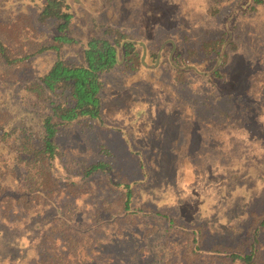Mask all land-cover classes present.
Masks as SVG:
<instances>
[{
  "label": "rangeland",
  "instance_id": "1",
  "mask_svg": "<svg viewBox=\"0 0 264 264\" xmlns=\"http://www.w3.org/2000/svg\"><path fill=\"white\" fill-rule=\"evenodd\" d=\"M67 1L75 37L84 41L101 35L105 26L116 27L135 38L141 64L103 76L106 126L62 129L56 140L63 157L54 162L51 178L25 179L24 167L0 169V181L13 195L3 205L15 209L10 225L5 216L0 219V264L32 259L31 243L46 228L54 235L83 236L97 264H241L228 254L230 247L250 242L257 247L254 264H264V131L239 128L248 121L252 125L250 116L257 113L264 121V5L250 9L244 0ZM40 2L0 0V34L13 50L34 45L37 50L51 42L54 23L36 21ZM19 15L26 18L14 22ZM223 35L233 42L225 49L229 56L212 59L214 50L203 44ZM35 51L11 65L0 61V110L6 121L23 115L22 107L32 111L28 120L45 111L24 85L43 74L56 53ZM61 53L73 61L82 52L76 44ZM173 57L185 62L182 73ZM217 64L223 77L213 81L208 76ZM236 86L247 91L246 100L223 103V95ZM192 102L195 121L192 116L187 120ZM245 105L255 109L252 114L243 111ZM188 127L193 129L189 142ZM134 150L141 152L148 175L125 213L124 192L113 182L117 175L141 177ZM97 159L110 161L112 172L83 177L84 164ZM13 241L18 243L14 247Z\"/></svg>",
  "mask_w": 264,
  "mask_h": 264
},
{
  "label": "trees",
  "instance_id": "2",
  "mask_svg": "<svg viewBox=\"0 0 264 264\" xmlns=\"http://www.w3.org/2000/svg\"><path fill=\"white\" fill-rule=\"evenodd\" d=\"M237 1L240 2L242 0ZM244 1L248 2L246 4L249 5L250 9L255 8L257 5H264V0ZM39 6L36 21L46 22L50 20L54 23V31L50 43L47 45L42 44L37 50V46L34 45L23 51H17V49L13 50L7 39L0 34V61L2 65H11L23 59H28L35 50L36 53L47 48L53 49L56 53V58L50 67L43 74L30 82H26L24 85L26 93L34 99L41 101V104L46 107L45 111L35 112L37 116L29 119L33 120V124L28 123L29 120L26 119L32 113L26 107H22L21 113L23 115H11L9 121L2 118L4 112L0 110V169L7 168L14 170V167L19 169L24 167L23 178L25 179H32L34 175L38 177L43 175L44 178H51L55 166L54 162L63 157V153L60 151L56 140L62 129L77 124L82 125V128L85 129H92L95 125L100 127L106 126L102 119V91L105 87L103 76L120 68L126 71L134 70L140 66L142 60V53L135 38L116 27L105 26L102 29L101 35L89 36L84 41H80L73 33L74 14L67 0H41ZM19 17L26 18L25 15H19L14 22L19 21ZM29 26L32 25L29 24ZM223 33L227 35L226 32ZM222 38H225V36ZM225 39L206 42L203 44V49L214 50V57L212 59L229 56L228 50L226 51L225 49L230 48L229 46L233 42ZM76 44L80 45L81 57H76L73 61H67L61 53L63 48L67 45ZM21 54H23L22 57ZM173 60L177 65V71L180 73L187 68L184 66L185 62H179L180 60L178 61L176 57H173ZM220 68H222V65H215L208 78L213 81L215 78H222L223 73L220 71ZM178 75L181 74L178 73ZM177 79L180 80L181 78L179 79L178 77ZM247 95V91L240 92L236 86L233 91L225 93L223 95L225 100L221 101L223 103L232 102L234 104L238 102L237 100H246ZM213 105L203 104L202 107L207 108L210 106L212 109L215 108ZM255 105L260 106L258 103ZM190 106L193 111L187 120H190L192 116L193 121H195L198 113L193 102L191 105L189 104ZM251 109L253 110L252 106ZM251 109L245 105L243 111L246 110L252 114L255 109L253 111ZM259 115L257 113L252 118V115L250 116V119L254 121L252 125L249 126L250 123L248 121L245 124L243 123L239 128L245 132H249L252 126H255L257 130L264 131V121L257 119ZM245 125L247 126L246 128H244ZM114 129L121 131L120 128ZM187 129L186 140L188 141V137L193 133V129L192 127H188ZM100 147L104 151L103 153L111 157L113 156L110 149L106 146ZM3 150L11 152V157L7 158L8 153H2ZM133 152L138 154V167L141 170V177L136 179L132 177L128 178L127 176L118 177L117 175L115 182L112 181L117 188L124 192L123 205L125 213H130V202L134 199L135 190L140 185L139 183H143L147 179L148 175L146 164L140 154L141 152L139 150H134ZM1 157L5 159L3 160ZM1 161H4L3 165H1ZM9 161L12 164L10 166L8 164ZM86 163L80 173L83 177L89 178L99 173L108 174L112 172V163L110 161L106 162L97 159L96 161ZM2 175H4V172L0 170V179H2ZM2 182L1 180L0 219H3L5 216V220H7L5 222L7 225H10L13 221L12 217L14 216L13 212L15 209H6L9 206L3 205V202L12 201L13 195L10 192H6L9 190V187L2 185ZM22 183L20 182L19 186L23 190ZM27 189L30 191L31 187L28 186ZM14 206L16 207L17 205ZM15 217L18 216L15 215ZM56 220H59V218ZM172 220L173 218L169 217L168 221L170 224H173ZM260 226H264V218L261 219ZM44 231L45 233L35 243H31V248L35 251V254L32 259L24 264H97L94 256L95 252L91 249L86 250L85 244H83V236L54 235L52 228H46ZM256 234L257 231H255ZM255 235H253V241L254 239L256 241ZM0 239H4L3 234L0 235ZM15 240L17 241V239ZM16 241L11 243L12 247H14V244H18ZM216 252L224 253L225 251ZM256 252L257 247L255 246V242H250L240 248H237V246L230 247L228 254L232 258L239 260L241 264H254Z\"/></svg>",
  "mask_w": 264,
  "mask_h": 264
}]
</instances>
